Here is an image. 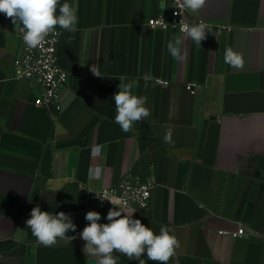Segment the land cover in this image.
<instances>
[{"label":"crops","instance_id":"0c3cea01","mask_svg":"<svg viewBox=\"0 0 264 264\" xmlns=\"http://www.w3.org/2000/svg\"><path fill=\"white\" fill-rule=\"evenodd\" d=\"M67 2L78 23L74 33L59 29L69 80L57 122L34 104L38 85L13 79L20 39L0 13V264H90L79 238L94 210L89 190L127 174L156 185L133 218L157 234L172 229L180 247L169 264H264V0H206L188 12L191 24L211 25L201 46L179 29L148 26L171 17L175 0ZM174 39L178 59L166 48ZM227 48L243 55V69L224 63ZM120 83L147 97L151 112L127 133L114 119ZM97 167L102 174L90 175ZM37 205L71 214L76 239L38 244L25 223Z\"/></svg>","mask_w":264,"mask_h":264},{"label":"clouds","instance_id":"9594fccd","mask_svg":"<svg viewBox=\"0 0 264 264\" xmlns=\"http://www.w3.org/2000/svg\"><path fill=\"white\" fill-rule=\"evenodd\" d=\"M177 3L180 10L178 14L182 15L185 12L200 11L206 0H177ZM0 13L12 21L29 50L41 47L50 35L57 34V29L74 33L78 23L77 8L67 0L64 3L61 0H0ZM210 30L211 25L203 21L189 24L181 20L179 23V31L197 46H201ZM180 44V39H174L166 45L168 53L174 59L180 57ZM224 63L243 69L245 62L241 53L227 48L224 52ZM90 71L94 76L101 77L95 65H91ZM143 78L147 81L151 77L145 74ZM133 87L132 83H120L118 91L113 95L115 123L125 133L132 131L136 123L151 115L146 106L147 97L134 94ZM101 174L102 169L99 167L90 171V175L94 177ZM97 197L101 201H109L113 208L107 213V223L99 222L102 217L97 211L90 210L86 213L85 220L88 223L79 233V238L85 242V256L92 257L95 264H118V258L114 255L118 252L129 261L136 260L139 264H147V261L169 264L180 247V242L171 228L161 226L157 234L140 219L133 218L135 211L129 213L124 210L128 207L126 201L114 205L113 200L116 197L108 192L103 197ZM25 223L37 243L45 247L54 246L59 241L70 242L76 239L75 236L67 235L70 231L76 232L77 226L73 223L71 214L63 211L53 214L42 211L37 205L31 209L30 217ZM145 254L147 259L142 258Z\"/></svg>","mask_w":264,"mask_h":264},{"label":"built area","instance_id":"2783aa9c","mask_svg":"<svg viewBox=\"0 0 264 264\" xmlns=\"http://www.w3.org/2000/svg\"><path fill=\"white\" fill-rule=\"evenodd\" d=\"M179 12L178 3L175 0L171 17L162 13L149 19L147 24L150 28L162 29H179L181 20L191 24L188 12L182 15H179ZM17 34L20 39V51L14 59L13 79L26 80L38 85L39 92L33 100L34 104L46 108L54 122H57L64 109L62 89L67 86L69 80V73L61 66L58 58V45L62 32L57 29V34L50 35L41 47L31 50L26 48L21 34L19 32ZM198 87L194 83L188 85V89L193 93ZM155 186L154 182L143 181L132 174H127L111 187L89 190L88 203L94 211H103L107 215L113 205L107 200L101 201L97 195L103 197V194L108 192L116 197L113 200L114 205H119L123 201L127 202L128 207L124 209L125 211H144L151 206L152 191ZM244 234L245 228L241 227L234 235Z\"/></svg>","mask_w":264,"mask_h":264},{"label":"water","instance_id":"95a60500","mask_svg":"<svg viewBox=\"0 0 264 264\" xmlns=\"http://www.w3.org/2000/svg\"><path fill=\"white\" fill-rule=\"evenodd\" d=\"M90 264H95V261H90Z\"/></svg>","mask_w":264,"mask_h":264}]
</instances>
